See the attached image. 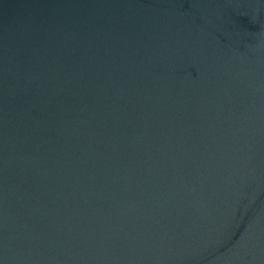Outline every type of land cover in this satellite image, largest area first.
<instances>
[{
  "label": "water",
  "instance_id": "1",
  "mask_svg": "<svg viewBox=\"0 0 264 264\" xmlns=\"http://www.w3.org/2000/svg\"><path fill=\"white\" fill-rule=\"evenodd\" d=\"M0 264H264V0H0Z\"/></svg>",
  "mask_w": 264,
  "mask_h": 264
}]
</instances>
